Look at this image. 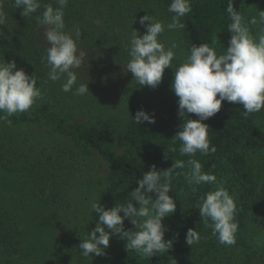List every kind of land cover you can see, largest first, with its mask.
<instances>
[{
    "label": "trees",
    "instance_id": "trees-1",
    "mask_svg": "<svg viewBox=\"0 0 264 264\" xmlns=\"http://www.w3.org/2000/svg\"><path fill=\"white\" fill-rule=\"evenodd\" d=\"M261 2L264 10V0ZM256 1V2H257ZM172 0H69L65 8L66 29L78 27L81 38L78 47L91 56L89 60L116 61L128 63L130 36L126 30L138 23L146 12L159 16L168 24L174 13L168 11ZM237 11L244 14L245 0H232ZM229 0H191L192 11L181 18L184 29L166 32L174 36L190 54L192 44L203 42L211 45L216 40L217 54L226 51L231 38L227 31L230 18L226 12ZM57 7L55 0H41V8L29 17L21 15L22 8H15L14 0H0V10L6 15L5 25H0V62L15 61L17 69H24L28 75L37 76V87L44 81L41 91L42 104L56 101L65 109L44 110L38 105L23 113L9 117L11 126L6 122L0 125V264H51L50 260L62 251L61 241H67L70 234L66 223V209L72 201L99 185L101 206L112 208L115 204L125 203L129 193L138 187L137 181L155 165L159 171L172 167L173 160L185 161V168L177 169L172 177L170 195L175 198V213L165 217V240L173 241L168 252L158 253L145 258L135 251L126 250L127 241L113 236L110 245L101 257V264H196L190 257L199 246L205 248L199 264H210L213 246H218L217 237L206 227L196 207L200 198L214 190L215 183L202 184L192 190L185 179L188 172L189 156H181V142L174 141L181 130L183 118L178 116V108H170L156 125L149 126L130 123L128 130L115 133L91 120L90 124L74 122L77 107L69 104V94L61 90L63 79L52 82L47 79L49 67L42 57L46 55L49 44L44 36V28L38 26L37 16L41 15L44 5ZM257 4V3H256ZM257 6V5H256ZM259 10V8L257 9ZM94 71V69H91ZM42 80V81H41ZM61 83V84H60ZM77 95L72 97L77 98ZM219 98V97H217ZM132 109L146 111L148 105L129 102ZM138 106V107H137ZM242 104L224 101L221 110L213 117L203 121L209 126L208 139L215 153L195 154L203 170L219 177L227 178L229 193L238 199L235 222L248 224V214L255 213L264 226L261 208L264 207V162L253 161L250 153L264 147V110L245 116ZM196 120L199 117L191 114ZM47 126L46 135H36L21 131L18 135L12 126ZM21 129V128H20ZM43 133V132H42ZM44 139L48 140L44 142ZM117 140L123 152H116L110 145ZM176 148L177 151H172ZM98 154L108 172L104 178L95 179L96 164H92ZM233 190V191H232ZM233 193V194H232ZM154 195V194H153ZM104 197V198H103ZM245 222V223H244ZM126 231L136 230L131 220H124ZM189 229H197L201 240L191 247L186 244ZM107 230V229H106ZM110 231V230H107ZM61 241H60V240ZM61 243V245H60ZM67 244V242H65ZM242 254L234 264H264V248L254 249L250 244L237 243ZM244 245V246H243ZM46 248V249H45ZM195 251V253H194ZM194 253V254H193ZM212 253V254H211ZM47 259V260H45ZM59 263V262H58Z\"/></svg>",
    "mask_w": 264,
    "mask_h": 264
},
{
    "label": "clouds",
    "instance_id": "clouds-1",
    "mask_svg": "<svg viewBox=\"0 0 264 264\" xmlns=\"http://www.w3.org/2000/svg\"><path fill=\"white\" fill-rule=\"evenodd\" d=\"M55 3L57 7L44 5L43 12L36 18L38 26L44 28L49 44L42 61H46L49 67L47 79L52 82L63 79L61 90L70 92L77 85L76 70L81 68L86 53L78 47L81 30L78 27L66 29L64 10L69 0H55ZM14 6L22 8L21 15L27 18L41 8V0H14ZM168 11L174 15L166 25L167 30L184 29L181 18L192 11L191 0H172ZM226 12L230 18L227 31L231 33L226 51L217 54L216 40L211 45L207 42L199 46L192 44L190 54L177 67L172 63L177 44L173 42L166 47L159 39L165 31V24L155 15L141 17L139 22L145 25L146 32L141 36L133 29L126 67L136 82L152 88L162 82L166 68L175 70L171 90L179 98L178 116L183 118V124L173 139L181 142L179 154L190 157L185 179L193 191H196L194 186L216 184L215 190L206 192L196 207L218 242L231 246L236 242L238 230L234 197L223 183H216V176L205 172L201 162L194 157L197 152L202 155L215 153L216 148L210 147L208 139L209 126L203 121L217 114L224 101L242 104L245 116L264 110V10H258L257 15L248 20L229 0ZM5 23L6 15L0 10V25ZM250 25H259L258 33L253 35ZM2 35L3 32H0ZM38 80L35 74L30 76L24 69H17L14 60L0 62V122L11 126L9 117L29 111L38 99H42L44 81L41 80L40 87H37ZM88 92V83H80L73 94L83 96ZM193 113L199 119H192ZM133 120L138 124L155 123L154 115L144 110L137 111ZM173 161L172 167L166 170L158 171L153 165L150 171L144 172L137 181L138 187L129 193L130 199L125 203H116L112 208L101 206L99 202L91 203V210L99 214V222L79 244L83 257L105 255L113 236L127 241V251H135L145 258L169 253L173 241L164 239L166 228L163 219L177 209L175 198L170 195L173 173L186 166L183 160ZM126 218L136 226L135 231L124 229ZM200 240L197 229L187 231L188 246Z\"/></svg>",
    "mask_w": 264,
    "mask_h": 264
},
{
    "label": "rangeland",
    "instance_id": "rangeland-1",
    "mask_svg": "<svg viewBox=\"0 0 264 264\" xmlns=\"http://www.w3.org/2000/svg\"><path fill=\"white\" fill-rule=\"evenodd\" d=\"M256 1L257 0H245L246 11H244V16L248 20H250L252 16L257 15L258 8L259 10H263L261 2ZM146 11H150V13L146 12L145 15H153L152 11L157 10L154 7H150V10ZM156 17L161 20L159 16ZM139 21L134 26L127 28L125 32L126 37L124 38L121 36L123 38V42L130 36L133 29L137 30L141 36L145 34L146 27L145 25L140 24ZM163 23L165 24L166 29L167 24L166 22ZM250 30L253 35H255L258 33L259 25H250ZM159 39L166 47L175 40L174 36L170 33L168 34L167 32L166 34L162 33ZM83 51L85 53L87 52L85 50ZM175 52L176 57L172 63L174 67H177L187 57L188 53L180 44H177ZM89 58H91V56H87L86 54L81 68L76 70L78 76L76 86L80 83H88L89 92L83 96H76L77 98H74L72 97V95H74L73 93L63 91L70 96L69 104H73L77 107L74 122L90 124L92 120L95 123L104 125V127L109 131L121 133L128 130V127L133 121V118H135L137 111L140 110L139 108L132 109L130 107L129 102L132 99L138 104L145 103L148 105L146 112L150 115H154L155 118V123L146 122L149 126L156 125V123L168 113L170 108H178L179 98L171 90V84L174 80L175 72L173 68H166L162 82L158 87L152 88L150 86H141L138 82H136L133 74L130 71H127L126 62L117 65L116 61H114L116 62L114 63L113 61L111 62L107 59L97 61V59L93 58V60H89ZM91 69H94V71ZM76 86H74L73 91H75ZM53 103L54 104L50 102L48 105L42 104V102L38 99L34 105H38L44 110L65 109L62 104L60 109V104L58 102L54 101ZM0 115H2V113H0ZM2 123L3 122H0V125ZM3 126L4 125L2 124V127ZM12 127L15 131H17L16 133H18V135H20L19 133L21 131L28 133L33 131L36 135L41 136L46 135L45 133H47V126L45 125L43 127H37L34 124H28L27 126H21V129H18L17 126ZM46 141L48 140L44 139V142ZM110 145L116 152H123L122 148L117 145V140L112 141ZM250 154L253 157V161L257 162L260 160L262 163L264 162V147L258 149L256 153ZM94 155L96 159L92 160V164H96L97 172L94 170L93 172L95 174L94 178L98 181V179L102 180V178L106 176L108 169L105 165L101 167L100 163L104 162H102L98 154ZM227 178L230 179V176L219 177V180L216 183H223L224 187L229 191V187L227 185L230 184H228ZM99 185L96 182L95 188L93 189H90L88 185H85L87 192H82L80 196H77L72 201V206L65 210L68 217L66 223L71 232L67 236V241H61L59 239L64 246L61 248L62 251L50 260L51 264H101V257L103 255L95 256L93 254L92 257L90 256L86 258L81 255L80 252L82 250L79 249V244L82 242V239L86 238L88 233L90 234L99 222V214L91 210L92 202H102L101 204L104 203ZM263 186V181H260L259 188L261 189ZM215 187L216 185L214 186V190ZM233 196L235 195L233 194ZM234 202L237 204L238 199H234ZM260 210L263 218L264 207ZM255 213H253L252 210V214H248V224H238V230L235 235V244L231 246L223 244L213 246L212 253H214H211L213 258L211 259L210 264H234L235 261L243 255L241 246L237 244L239 242L241 243L244 241L247 246L250 244L254 247V249L258 248L263 250L264 226L260 225L261 218L256 217ZM65 242H67V244ZM204 249L205 248L199 246L196 253L194 251L195 254L193 253L194 255L190 257L191 261L192 258H194L196 260V264H199L197 260L201 258Z\"/></svg>",
    "mask_w": 264,
    "mask_h": 264
}]
</instances>
